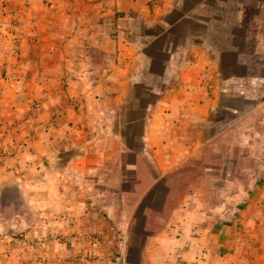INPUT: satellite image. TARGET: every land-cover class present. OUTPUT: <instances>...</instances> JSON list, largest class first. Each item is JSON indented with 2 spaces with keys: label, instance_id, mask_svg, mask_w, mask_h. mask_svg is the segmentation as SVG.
<instances>
[{
  "label": "crops",
  "instance_id": "0c3cea01",
  "mask_svg": "<svg viewBox=\"0 0 264 264\" xmlns=\"http://www.w3.org/2000/svg\"><path fill=\"white\" fill-rule=\"evenodd\" d=\"M257 95L264 0H0V197L15 188L35 217L0 228V264H72L87 246L55 238L78 231L100 234L104 264L138 216L156 264H243L242 237L264 229V165L230 222L196 199L232 131L225 102ZM257 107L229 116L264 126ZM241 126L239 145L254 131ZM183 183L171 217L146 203Z\"/></svg>",
  "mask_w": 264,
  "mask_h": 264
},
{
  "label": "rangeland",
  "instance_id": "374dc122",
  "mask_svg": "<svg viewBox=\"0 0 264 264\" xmlns=\"http://www.w3.org/2000/svg\"><path fill=\"white\" fill-rule=\"evenodd\" d=\"M96 28L97 25L95 26V29ZM104 41L95 38V48L100 46V44ZM263 99L264 96L257 95L255 97V102L252 100L245 104L242 102V99L228 98L225 102V105H227L228 108V115H219L221 125L226 126L230 124L227 128H231L232 131L235 129L236 125L238 127H242L241 125H243V122L244 127L253 126L254 131L252 132L249 130L245 132L242 138V145H239L238 143L235 144V141L239 140L240 136L232 134V131H228L222 135L219 140L212 143V147H214L212 155L208 156L207 154L206 157L209 160H205L207 165L211 164L212 166V169L206 171L212 178L210 182L213 183V185L209 188V191L204 188V184L201 182V174H196L194 176L192 185L195 184L194 186L196 189L206 190L203 197L199 199L195 198L199 203L197 206H203L206 208V212H211L207 213L209 219L214 220L222 217L225 221L230 222L234 218H237V208L245 205L244 201L248 200L247 191L251 189L250 186L253 183V178L256 177L259 170H263L264 129H262V127L264 126L261 124L257 125V122L253 119H244V121H240L238 119L235 121L229 116L234 115V112L231 111L232 109H237V113L239 114L248 110H255L258 108L257 103ZM231 122L233 123L231 124ZM219 142L223 147L221 151H218V147H216L220 144ZM210 157H212V159ZM218 176L223 178L221 186L219 181L216 180ZM184 185L185 183H183L182 186L180 184H174L172 189L174 190L173 194L166 198L164 202L158 197L147 200L146 203L155 208L167 206L168 211L166 214L171 217L172 208H175L178 205L179 199L185 191ZM157 189L158 191L163 190L160 185L157 186ZM259 204L261 206L264 205V200L256 203L254 211L257 209V205ZM219 206L222 207L223 212L222 214L217 215L215 208ZM149 217L152 218V220H156L158 215L151 214ZM34 219L35 217L32 213V209L15 188L7 186L2 189L0 197L1 229L11 228V226L18 225L20 223H30L34 221ZM140 220H142V216H138L136 224L131 230L128 227L124 234V241L116 247V253H114L115 256L112 257V260L110 259L111 261H105L104 264H156L153 262V259L157 258L154 256L158 255V253L156 252L153 254L150 247L147 245L146 232L139 228ZM259 225L264 226V223H260ZM259 232L255 237H248L246 234L242 237L246 244L242 247V256L244 258L243 264H264V229H261V233ZM247 238L249 240H247ZM250 239L252 240L250 241ZM97 255L100 259L101 255ZM116 259V262L113 261ZM70 263L76 264L73 262ZM164 263L165 262H161L159 264Z\"/></svg>",
  "mask_w": 264,
  "mask_h": 264
},
{
  "label": "built area",
  "instance_id": "2783aa9c",
  "mask_svg": "<svg viewBox=\"0 0 264 264\" xmlns=\"http://www.w3.org/2000/svg\"><path fill=\"white\" fill-rule=\"evenodd\" d=\"M2 159L3 154L0 153V165ZM59 219L66 220V217L60 216ZM100 238L101 236L99 233L89 231H78L61 238L57 237L55 238V240L56 242H62L66 245H74L81 242L82 244L87 246V248L70 256L68 259L70 262L76 264H92L93 262L99 260V257L97 255L96 244L99 243Z\"/></svg>",
  "mask_w": 264,
  "mask_h": 264
}]
</instances>
